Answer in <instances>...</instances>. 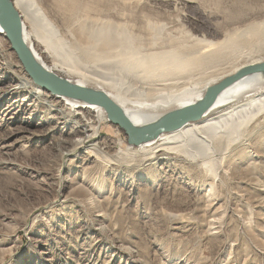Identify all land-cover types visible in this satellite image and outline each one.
<instances>
[{
    "label": "rangeland",
    "instance_id": "374dc122",
    "mask_svg": "<svg viewBox=\"0 0 264 264\" xmlns=\"http://www.w3.org/2000/svg\"><path fill=\"white\" fill-rule=\"evenodd\" d=\"M32 1L64 43L83 41L73 22L77 3L96 19L128 25L145 47L166 39L206 53L227 50L235 25H244L235 20V0ZM247 2L250 17L263 20L264 0ZM3 43L22 66L5 37ZM235 54L236 66L264 57V49L245 46ZM4 63L0 96L17 82ZM232 66L214 65L189 87L205 90ZM125 84L128 99H143ZM39 105L25 93L0 100V264H264V128L214 173L183 165L126 170L88 149L69 154L81 133ZM100 129L97 142L113 139L102 153L110 160L117 140L127 139L109 122Z\"/></svg>",
    "mask_w": 264,
    "mask_h": 264
},
{
    "label": "bare ground",
    "instance_id": "6f19581e",
    "mask_svg": "<svg viewBox=\"0 0 264 264\" xmlns=\"http://www.w3.org/2000/svg\"><path fill=\"white\" fill-rule=\"evenodd\" d=\"M14 1L24 19V40L37 63L73 84L107 94L138 128L158 122L173 110L200 102L210 86L243 66L264 61V57H260L235 66V53L242 47L264 49V19L256 21L250 17L252 8L247 0H235V20H241L244 25H235L230 49L221 46L209 53L185 41L171 43L166 39L145 47L143 37L128 25L96 19L82 3L76 4L73 22L78 25L83 41L75 38L64 43L34 1ZM3 37L5 33L0 27V59L6 62L4 65L17 80L9 92L25 93L39 106L47 105L49 112H58L66 123L75 124L74 128L81 136L72 144L74 149L69 154L88 149L107 166L114 164L126 170H156L160 165L172 170L183 165L194 168L198 175L209 174L214 173L227 157L235 156V150L247 147L254 131L264 128V72H260L225 89L198 122L164 133L140 146H130L127 140L118 139L115 153L109 154L110 160H107L102 153L111 148L113 139L97 142L102 124L108 122L105 110L38 87L28 77L23 65L9 59ZM220 63L233 66L209 79L205 90L189 87V82L197 75H206L207 70ZM95 76L105 78L107 83ZM122 82L128 87L136 86V93L141 92L143 99H128ZM173 88L180 89L174 91ZM155 94L157 96H153ZM6 95L0 96V100Z\"/></svg>",
    "mask_w": 264,
    "mask_h": 264
},
{
    "label": "water",
    "instance_id": "95a60500",
    "mask_svg": "<svg viewBox=\"0 0 264 264\" xmlns=\"http://www.w3.org/2000/svg\"><path fill=\"white\" fill-rule=\"evenodd\" d=\"M0 27L28 77L38 87L53 94L81 100L103 108L107 114L108 122L124 133L130 146H140L164 133L174 132L190 123L200 121L215 105L220 94L225 89L249 75L264 72V61L243 66L234 74L210 86L205 97L200 102L182 109L173 110L158 122L144 128H138L125 115L119 104L107 94L73 84L57 74L49 72L37 63L24 40V19L14 0H0Z\"/></svg>",
    "mask_w": 264,
    "mask_h": 264
}]
</instances>
